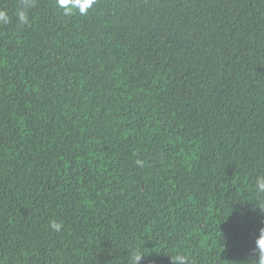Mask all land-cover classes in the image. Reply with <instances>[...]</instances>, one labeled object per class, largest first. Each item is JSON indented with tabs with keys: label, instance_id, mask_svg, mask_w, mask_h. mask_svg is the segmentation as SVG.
I'll return each mask as SVG.
<instances>
[{
	"label": "trees",
	"instance_id": "obj_1",
	"mask_svg": "<svg viewBox=\"0 0 264 264\" xmlns=\"http://www.w3.org/2000/svg\"><path fill=\"white\" fill-rule=\"evenodd\" d=\"M24 6L0 0V264H256L264 0Z\"/></svg>",
	"mask_w": 264,
	"mask_h": 264
},
{
	"label": "clouds",
	"instance_id": "obj_2",
	"mask_svg": "<svg viewBox=\"0 0 264 264\" xmlns=\"http://www.w3.org/2000/svg\"><path fill=\"white\" fill-rule=\"evenodd\" d=\"M95 3V0H57L58 7L64 10L65 15L73 14L74 10H78L80 15H86L89 8ZM24 7L19 8L16 11V16L18 22L21 24L29 23V16L27 12V7L31 6V0H24ZM10 22L9 15L7 11L0 10V23L7 24ZM136 163L140 166H143V161L137 160ZM256 189L260 193H264V175L257 177L256 180ZM260 210L264 211V207L260 206ZM51 229L56 232H60L63 225L62 223H57L53 221L50 224ZM253 259L256 261V264H264V227L259 229V235L255 239V248L252 250ZM143 254L139 251L135 252L132 256V264H139L142 259ZM174 264H187V257L178 253L175 256H171Z\"/></svg>",
	"mask_w": 264,
	"mask_h": 264
}]
</instances>
